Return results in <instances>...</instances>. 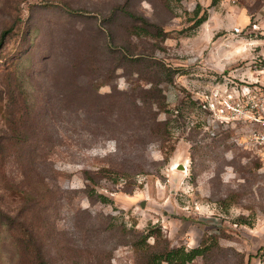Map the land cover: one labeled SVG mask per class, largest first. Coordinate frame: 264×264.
I'll return each mask as SVG.
<instances>
[{
    "label": "rangeland",
    "instance_id": "rangeland-1",
    "mask_svg": "<svg viewBox=\"0 0 264 264\" xmlns=\"http://www.w3.org/2000/svg\"><path fill=\"white\" fill-rule=\"evenodd\" d=\"M197 3L207 18L194 26ZM129 11L164 39L135 37ZM4 30L0 207L16 220L31 215L53 264H137L128 231L151 227L171 246L217 234L262 264L264 171L221 122L220 95L264 60V0H0ZM108 35L143 61L118 59ZM153 62L172 68L171 83ZM148 102L168 120L162 134L131 117H119L120 133H99L87 111ZM91 188L112 202L88 197ZM13 253L4 225L0 264Z\"/></svg>",
    "mask_w": 264,
    "mask_h": 264
},
{
    "label": "trees",
    "instance_id": "trees-1",
    "mask_svg": "<svg viewBox=\"0 0 264 264\" xmlns=\"http://www.w3.org/2000/svg\"><path fill=\"white\" fill-rule=\"evenodd\" d=\"M216 2L217 0H212V3ZM199 12L200 4L197 3L193 10L194 26H198L207 18L206 10H204L200 16H198ZM128 14L132 19L140 22H135V24L132 25V34L135 37H139L141 34H148L164 39L165 32L162 29L156 26L154 32H149L147 28L141 24L148 23L146 19L130 11ZM6 31L7 30L2 31L0 35V52L7 35ZM108 41V46L111 49L110 52L115 54L121 61L127 62L130 65H135L143 61L142 54L135 53L128 49L127 51L122 50L120 46H116L112 43L111 37ZM153 64L154 66H158V68L155 67L153 71L162 73L164 76L163 81L167 83L173 81L172 76L174 71H172L170 66H166L160 62H153ZM150 67L152 66H149V68ZM159 97L161 99L164 98L163 95H159ZM148 104L147 107H144L133 103L131 108H125L120 105H110V107H95L94 110L88 109L87 111L89 114L97 115L96 121L93 122V127L99 133L106 132L107 130L112 132V134L120 133L119 130L122 129L119 125V117H131L132 120L139 121L137 123L138 127L143 129V131L149 129L151 133H164L168 129V120H158L156 113L150 108L151 103L148 102ZM159 107L158 109H161V107L164 106L161 105ZM147 111L150 113L149 115H146ZM128 113L131 115L128 116ZM101 167L102 168L99 169H105V166ZM23 197L26 200L29 194L25 192ZM88 197L99 199L102 202H112L109 196L98 193L94 188L89 190ZM32 205H35V203ZM32 209L33 208L28 206L26 214L33 212ZM28 217L32 218L31 215L28 214V216L23 215L21 220H16V217L4 213L0 207V230L4 225L7 226L10 244L14 245V253L10 258L11 264H53L46 257V251L42 248L39 236H37L40 225L32 224L30 228L28 226L29 222H27ZM128 232H130L129 242L138 253L137 264H189L197 258L202 260V264H249V259L251 257V255L246 257L243 252L237 251L234 248L223 247L219 243V236L213 233L207 234L198 245L188 247L183 244L171 246L168 243L167 237L164 236L160 230H155L154 227L142 231L131 229ZM149 238L153 240L150 242ZM261 263L264 264V260H262Z\"/></svg>",
    "mask_w": 264,
    "mask_h": 264
},
{
    "label": "built area",
    "instance_id": "built-area-1",
    "mask_svg": "<svg viewBox=\"0 0 264 264\" xmlns=\"http://www.w3.org/2000/svg\"><path fill=\"white\" fill-rule=\"evenodd\" d=\"M247 84L220 95V113L225 127L237 128L236 141L253 152L264 171V60L254 67Z\"/></svg>",
    "mask_w": 264,
    "mask_h": 264
},
{
    "label": "water",
    "instance_id": "water-1",
    "mask_svg": "<svg viewBox=\"0 0 264 264\" xmlns=\"http://www.w3.org/2000/svg\"><path fill=\"white\" fill-rule=\"evenodd\" d=\"M180 166H178V168H184V165L183 164H179Z\"/></svg>",
    "mask_w": 264,
    "mask_h": 264
}]
</instances>
